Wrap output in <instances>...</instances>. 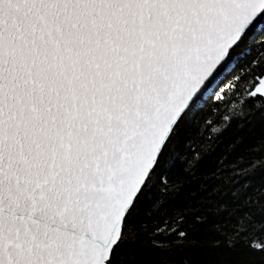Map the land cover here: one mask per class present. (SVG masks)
I'll return each instance as SVG.
<instances>
[{"label": "snow or ice", "instance_id": "6c2138e0", "mask_svg": "<svg viewBox=\"0 0 264 264\" xmlns=\"http://www.w3.org/2000/svg\"><path fill=\"white\" fill-rule=\"evenodd\" d=\"M257 111L264 0H0V264H140L145 246L191 264L208 220L183 185L163 182L156 219L141 202L162 163L198 167ZM249 205L229 246L264 264Z\"/></svg>", "mask_w": 264, "mask_h": 264}, {"label": "trees", "instance_id": "16d2710c", "mask_svg": "<svg viewBox=\"0 0 264 264\" xmlns=\"http://www.w3.org/2000/svg\"><path fill=\"white\" fill-rule=\"evenodd\" d=\"M213 148V153L193 169L187 168L190 152L185 153L188 159H181L171 171L166 161L162 163L159 172L168 174L154 179L156 187L142 200L137 215L156 219L158 213L148 216L147 212L161 195L163 182L169 186L182 184L181 198L196 204L208 220L193 237L197 245L186 250L191 264H259V254L249 253L243 241L230 247L229 237L237 218L254 210L249 205L250 197L264 203V111L233 121ZM148 227L150 230L151 224ZM147 236L148 232L141 233L142 238ZM137 258L140 264H166L170 259L167 253L147 246L140 249ZM184 258L175 254L171 257Z\"/></svg>", "mask_w": 264, "mask_h": 264}]
</instances>
